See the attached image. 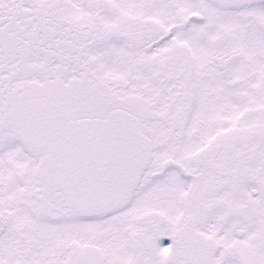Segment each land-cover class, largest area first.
<instances>
[{
    "label": "snow or ice",
    "instance_id": "6c2138e0",
    "mask_svg": "<svg viewBox=\"0 0 264 264\" xmlns=\"http://www.w3.org/2000/svg\"><path fill=\"white\" fill-rule=\"evenodd\" d=\"M0 264H264V0H0Z\"/></svg>",
    "mask_w": 264,
    "mask_h": 264
}]
</instances>
